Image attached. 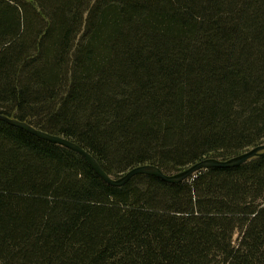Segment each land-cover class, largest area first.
<instances>
[{
  "label": "trees",
  "instance_id": "obj_1",
  "mask_svg": "<svg viewBox=\"0 0 264 264\" xmlns=\"http://www.w3.org/2000/svg\"><path fill=\"white\" fill-rule=\"evenodd\" d=\"M0 115L115 179L236 158L264 145V0H0ZM0 264H264V156L113 187L0 121Z\"/></svg>",
  "mask_w": 264,
  "mask_h": 264
},
{
  "label": "water",
  "instance_id": "obj_2",
  "mask_svg": "<svg viewBox=\"0 0 264 264\" xmlns=\"http://www.w3.org/2000/svg\"><path fill=\"white\" fill-rule=\"evenodd\" d=\"M0 121L5 122L14 127L20 128L26 131L27 133L34 135L42 140L62 146L80 155L82 158L86 160V162L91 166V168L97 173V175L100 178H102L107 184L113 187H123L126 184H128L133 178L139 175L154 176L170 184H179L184 181L194 179L199 173L203 171H207L209 169L237 168V167H240L246 164L252 159L264 156V145H263V146L254 148L236 158H232L228 161L204 160L202 162H199L191 166L190 168H188L187 170L179 174L167 175L157 167L140 166V167L130 170L128 173H126L122 177L115 179L109 176L108 174H106V172H104V170L102 169L100 164L96 161V159L92 155H90L88 152H86L84 149H82L79 145L71 141H68L63 137L54 136L46 132H43L41 130H38L25 122H21L16 119L8 118L3 115H0Z\"/></svg>",
  "mask_w": 264,
  "mask_h": 264
},
{
  "label": "rangeland",
  "instance_id": "obj_3",
  "mask_svg": "<svg viewBox=\"0 0 264 264\" xmlns=\"http://www.w3.org/2000/svg\"><path fill=\"white\" fill-rule=\"evenodd\" d=\"M238 240V236H236V238H235V244L237 245V241Z\"/></svg>",
  "mask_w": 264,
  "mask_h": 264
}]
</instances>
